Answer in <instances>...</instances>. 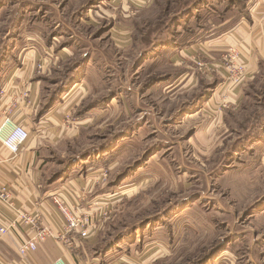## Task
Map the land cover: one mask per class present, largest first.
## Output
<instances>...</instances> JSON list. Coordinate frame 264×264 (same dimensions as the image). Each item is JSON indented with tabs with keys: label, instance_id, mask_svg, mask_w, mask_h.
<instances>
[{
	"label": "rangeland",
	"instance_id": "obj_1",
	"mask_svg": "<svg viewBox=\"0 0 264 264\" xmlns=\"http://www.w3.org/2000/svg\"><path fill=\"white\" fill-rule=\"evenodd\" d=\"M98 1L0 2V55L9 34L24 43L57 37L60 28L64 44L73 42L65 37L74 29L85 41L77 40L60 71L84 54L96 64L87 71L90 92L75 115L83 120L98 105L104 113L59 144L44 185L100 150L104 160L95 164L107 175L102 208L110 215L98 252L110 248L112 256L124 254L135 264H264V66L250 79L236 44L179 56L196 40L207 52L222 41L214 39L223 28L212 30L226 17L239 18L248 0H153L147 8ZM194 56L202 62H192ZM231 58L245 75L227 71ZM185 72L190 76L180 81ZM61 84L47 82L46 90ZM238 88L244 92L239 100ZM217 92L225 103L212 107Z\"/></svg>",
	"mask_w": 264,
	"mask_h": 264
},
{
	"label": "crops",
	"instance_id": "obj_2",
	"mask_svg": "<svg viewBox=\"0 0 264 264\" xmlns=\"http://www.w3.org/2000/svg\"><path fill=\"white\" fill-rule=\"evenodd\" d=\"M116 1L110 0L109 3L113 5ZM152 1L130 0V3L136 8H147ZM102 6L103 4L100 5V8ZM39 7L41 8L37 4L36 10ZM90 12L89 14H86L88 11L85 12V19L89 18ZM233 15L232 13L231 16ZM240 15L239 18L226 17L219 28L217 26L212 28V32H218L223 28L221 36L214 39V41L219 39L222 41L215 42L208 52L204 49V44L196 40L194 45L180 49L182 50L179 54L181 60L184 59L182 55L188 56V53L223 51L224 47L236 44L239 45L243 62L248 67V77L254 78L264 66V0H248L245 10ZM230 19L233 24L228 22ZM80 21L82 24V18ZM63 30L60 28L56 30L59 31L57 37L53 36L54 33L51 34V39L45 37L46 40L40 37H29L24 43H16L14 34H9L6 37V48L2 49L0 55V123L5 116L4 111L6 112L8 107L12 106L10 100L15 98L14 100L18 102L13 108L12 120L23 125L30 134L28 141L16 156L12 155L0 142V183L11 188L14 203L18 209L40 215L56 234L63 232L64 221L53 203V196H63L72 208L83 204L85 210L92 202L103 204L104 207L106 205L104 203L107 201L103 198L107 195L103 194L105 189L101 179L102 172L100 167H97L104 160L100 150L94 159L86 158L84 161L73 162L72 173L68 175L65 173L64 177L60 170L58 177L56 173L47 187L44 185L45 171L49 165L57 162L53 156L59 144L71 135V137H75L80 130L85 128L86 123L90 121L88 119L92 116L97 117L104 113L103 107L98 105L95 112H92L93 110L86 111L83 114V120L75 115L76 108L85 101L90 92V83L86 81L87 71L96 64L92 61L86 62L87 54H84L80 56L81 58L73 59L74 61L69 65L65 63L66 68L60 71V64L72 59L74 46L77 44L79 47V41H85V35L83 38L74 37L76 34L74 29H71L67 35L69 37L66 36L65 39L68 41L72 37L73 42L62 44L65 41L61 38L64 34ZM22 35L23 33H19L17 39H20ZM77 40L79 41L77 42ZM18 45L23 46L19 48L18 58H12ZM87 46L89 45L84 44V47ZM168 55L166 52L163 56L170 57ZM196 57L198 56L192 57V62L195 64L197 60L202 62L199 59L195 60ZM38 68L43 71L40 72ZM59 73L60 78L67 75L68 82L72 86L53 107L45 109L44 96L50 94L48 95L50 101L55 92V90L52 92L51 89L46 90L45 84L47 82L52 85L61 84L62 80L57 81ZM189 76L190 74L185 72L184 75L180 74L178 79L186 82ZM222 76L225 79V75L222 74ZM222 86L223 83H220V86L216 87L217 90L221 91ZM3 90L5 95L1 94ZM25 91L29 92L28 101L16 100V97L19 98V95ZM219 93L213 94L212 101L208 105L214 104L215 106V104L223 105L225 103L224 100L219 99ZM233 95L239 100L244 92L238 88ZM233 95H230L229 99L235 102L237 98H234ZM190 115V117L195 116L194 114ZM79 168L82 170L78 171ZM73 170H77V172H73ZM108 203L109 205L113 204L111 200ZM93 211L96 212V209L92 208ZM13 218V212L0 203L1 224L9 223ZM104 223V221H99L98 228L87 240L74 238L76 247L72 250H68L64 244L58 243L54 239H48L39 246L36 252L27 257H23L18 248L23 241H27L33 236V232L28 227L20 226L17 230L0 236V264H135L133 258L122 256L124 254L112 256L113 252L108 253L110 248L98 252L97 246L101 242L103 243L100 232L105 226Z\"/></svg>",
	"mask_w": 264,
	"mask_h": 264
},
{
	"label": "built area",
	"instance_id": "obj_3",
	"mask_svg": "<svg viewBox=\"0 0 264 264\" xmlns=\"http://www.w3.org/2000/svg\"><path fill=\"white\" fill-rule=\"evenodd\" d=\"M225 63L227 71L230 74H235V69L238 70L239 77L246 74V68L242 64L235 67L234 59H227ZM1 94L5 95L4 90ZM14 99L10 100L12 106L8 107L6 112L4 111L5 116L0 123V142L12 155L16 156L20 152L21 147L28 141L30 134L23 125L17 124L12 120L11 114L18 102ZM17 99L19 101H28L29 92H23ZM101 179L105 182L107 175L101 173ZM52 200L64 221L63 232L57 234L49 228L40 215L30 214L18 209L15 206L11 188L6 184L0 183V203L14 214V218L9 223L1 224L0 222V236L15 231L20 226L28 227L33 232V236L29 240L23 241L19 245L18 249L23 257H27L36 252L39 246L44 244L48 239H54L58 243L64 244L68 250H72L76 247L74 238L87 240L92 235V232L98 228L99 221H105L110 215L109 211L103 210V204L100 203L96 204L92 202L85 210L83 204L72 208L61 195L53 196ZM92 208H95L96 212L97 210L99 211L100 219L95 215L96 212H92Z\"/></svg>",
	"mask_w": 264,
	"mask_h": 264
},
{
	"label": "trees",
	"instance_id": "obj_4",
	"mask_svg": "<svg viewBox=\"0 0 264 264\" xmlns=\"http://www.w3.org/2000/svg\"><path fill=\"white\" fill-rule=\"evenodd\" d=\"M66 72V71H65ZM66 74V73H65ZM61 86L53 93L51 100L49 101V103L45 106V109H50L51 107H53L56 102L58 101V99H60V97L67 92V89L69 87H71L72 85L68 82V78L67 75L63 76L62 82H61Z\"/></svg>",
	"mask_w": 264,
	"mask_h": 264
}]
</instances>
